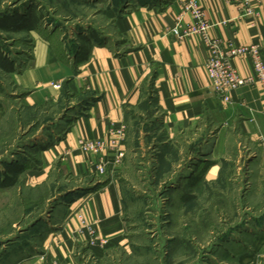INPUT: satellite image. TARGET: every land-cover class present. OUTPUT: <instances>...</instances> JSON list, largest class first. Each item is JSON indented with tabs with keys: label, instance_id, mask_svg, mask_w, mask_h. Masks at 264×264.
Wrapping results in <instances>:
<instances>
[{
	"label": "rangeland",
	"instance_id": "rangeland-1",
	"mask_svg": "<svg viewBox=\"0 0 264 264\" xmlns=\"http://www.w3.org/2000/svg\"><path fill=\"white\" fill-rule=\"evenodd\" d=\"M136 1L0 0V12L32 6L38 16L30 33L0 30V45L20 69L32 54L34 36L71 43L88 26L112 30L118 10ZM17 82L0 69V178L9 167L21 165L15 183L0 187V264H264V158L259 149L239 139L214 154L213 129L205 125L166 139L153 116V101H146L130 115L118 170L67 172L59 157L40 172V152L32 146L54 131L61 134L86 94L62 93L27 105L18 97ZM196 165L200 172L189 179ZM111 177L122 205L125 245L105 247L107 238L98 233L105 242L91 244L85 228L71 263L56 258L52 249L68 197L75 201Z\"/></svg>",
	"mask_w": 264,
	"mask_h": 264
},
{
	"label": "crops",
	"instance_id": "crops-1",
	"mask_svg": "<svg viewBox=\"0 0 264 264\" xmlns=\"http://www.w3.org/2000/svg\"><path fill=\"white\" fill-rule=\"evenodd\" d=\"M189 1L201 9L210 25L208 34L222 43L248 45L264 40V0L254 6L255 17L242 16L236 0H137L126 10H118L112 30L92 34L95 42L85 47L78 61V48L67 40L34 36L32 54L16 73H10L21 88L18 97L27 105L39 104L59 98L64 87L70 93L88 95L86 103L65 122L61 134L54 131L39 142L40 172L49 170L59 157L67 172H94L96 158L80 151L79 138L107 141L111 130L127 126L132 112L146 102L150 86L153 116L159 118L158 128L166 139L205 125L213 129L214 154H221L227 142L241 139L259 149L264 158V142H259L264 135L260 85L244 84L230 92L229 102L224 101L210 86L204 65L207 50L200 35L179 39L170 32L176 23L184 26L193 21L191 12L183 8ZM232 64L240 76L252 71L249 57H235ZM52 83H59L60 89ZM125 141L120 147L126 153ZM197 165L189 179L199 174ZM119 167L121 163H110L105 172ZM79 196L75 201L68 197L73 202L62 211L58 241L52 249L56 258L69 263L71 251L86 236L79 231V216L107 238L105 247L125 245L122 205L114 179Z\"/></svg>",
	"mask_w": 264,
	"mask_h": 264
},
{
	"label": "built area",
	"instance_id": "built-area-1",
	"mask_svg": "<svg viewBox=\"0 0 264 264\" xmlns=\"http://www.w3.org/2000/svg\"><path fill=\"white\" fill-rule=\"evenodd\" d=\"M239 4L242 16H256L254 6L260 3V0H236ZM184 10H189L193 21L190 24L181 25L176 23L170 32L177 38L190 37L192 34H198L206 46L207 54L205 58V68L209 78V83L214 92L219 94L224 101H230V92L247 83H258L264 95V40L260 43L237 45L232 42L226 44L218 38L211 37L208 34L209 23L203 18L200 8L189 1L184 5ZM235 57H249L251 60L252 71L246 76H240L233 64ZM52 86L60 89L59 83H52ZM110 138L105 141L100 138H89L83 136L78 140V146L81 152L91 154L96 158L94 161V172L103 173L106 168L113 164H119L125 155V150L120 146L126 138V126L122 124L118 128L112 129ZM259 142H264V135L259 137ZM112 152L111 156L108 153ZM83 232L85 228L92 236L91 244H103L105 241L96 234L92 222H86L82 216H79ZM84 229V230H83Z\"/></svg>",
	"mask_w": 264,
	"mask_h": 264
},
{
	"label": "trees",
	"instance_id": "trees-1",
	"mask_svg": "<svg viewBox=\"0 0 264 264\" xmlns=\"http://www.w3.org/2000/svg\"><path fill=\"white\" fill-rule=\"evenodd\" d=\"M37 21H38V16L36 15L34 8L32 6H30L28 10H23V11L19 9H15L7 12L6 11L0 12V30L2 31L12 32V33H19V32L30 33L31 31L37 28L36 26ZM85 31L87 32L85 33ZM99 32L100 31L92 29L91 27L88 26L85 30L78 31L75 34L76 42L71 41V45L73 44L72 47L76 46V48H78L75 55L76 61L83 58V52H85L84 51L85 47L90 46L91 43L95 42V39L93 38L92 34L95 35ZM18 68H19L18 61L16 60V58H13V56H8L7 54H5L3 47L0 45V69L5 73H12L18 71L19 70ZM150 85H152L151 82ZM151 87L152 86L149 87L148 90L149 93L148 96L146 97L147 103L154 101L153 90H151L152 89ZM63 90H64L63 92L64 94L70 93L68 92L67 89H65V87ZM87 97L88 95H85L84 99H82V104L86 103ZM40 147H41L40 145L36 144L32 146V149L39 152ZM20 170H21V165L9 167L7 172H5V175L1 176L0 178V187H6L14 184ZM95 189L96 188H93L92 190ZM81 190L83 191V189ZM257 246L258 245H255L254 248H257ZM249 256L250 255H247L245 258L249 259ZM245 258L242 259L244 260Z\"/></svg>",
	"mask_w": 264,
	"mask_h": 264
}]
</instances>
